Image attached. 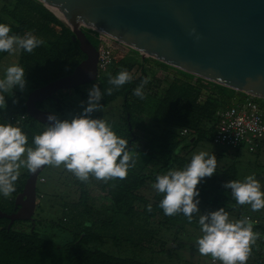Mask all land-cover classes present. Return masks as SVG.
Instances as JSON below:
<instances>
[{
    "label": "trees",
    "instance_id": "16d2710c",
    "mask_svg": "<svg viewBox=\"0 0 264 264\" xmlns=\"http://www.w3.org/2000/svg\"><path fill=\"white\" fill-rule=\"evenodd\" d=\"M55 13L65 22L61 14ZM0 23L11 27L10 34L32 32L45 41L32 53L19 52L18 64L26 71L25 79L30 90L72 73L86 58L79 43L73 40L72 30L38 0H0ZM84 31L94 44L91 34ZM8 54L0 52V62ZM151 61L157 63L159 70L151 71L147 67ZM137 65L139 74L132 72ZM170 68L152 58L140 61L127 55L102 73L97 81L90 83L87 89L80 86L65 91L69 96L75 92L80 102L84 103L94 84L105 92L113 87L108 83L110 75L116 76L124 70L132 75L131 82L114 88L111 95L105 94L100 103L103 105L102 111L107 112L103 119L119 137L128 140L129 151L136 159L135 167L129 170L126 179L107 183L95 178L84 183L67 170L63 176L60 173L65 186L77 196H71L72 193L54 196L61 205L63 215L53 223L69 232L71 239L58 244L42 236L36 229L38 222L45 221L42 219H35L33 228L30 221L17 220L10 225L8 218L0 217V264H154L114 255L104 248L112 243L118 247L131 245L141 251L155 247L157 252L165 253L164 239L167 235L173 234L175 241L188 232L189 227L200 229L198 216H194L189 223L182 213L171 217L165 215L159 207L162 195L157 194L150 185L155 183L157 175L183 169L191 160L189 153L193 145L206 137L213 140L217 111L231 105L243 94L183 71L179 72L182 76L167 81L166 72ZM149 77V83L144 86L145 98L140 99L133 91L144 78ZM27 97L28 94L21 90L13 89L12 95L6 94V108L0 109V124L12 123L19 127L28 136L29 146L34 147V136L43 132L47 125L27 113ZM54 101L60 113L68 109L59 96H55ZM38 106L45 109L44 103ZM95 113L91 114L93 118L97 117ZM60 119L69 118L63 116ZM184 128L189 130V135H180V130ZM133 136L135 138L131 142ZM215 156L217 171L198 184L201 213L218 206L217 209L224 207L229 214L235 213L238 219L250 216L248 212L243 214L244 206L237 205L231 190L223 186L229 180H237V168L234 164H220L221 156ZM148 167H151L150 170ZM29 172L27 168L20 170L15 191L10 197L0 194V209L3 212L17 211L15 199L24 190ZM41 178L45 176L40 174L38 182H42ZM91 184H96L103 196L110 199L109 204L97 206V200L90 192ZM150 189L152 196L143 194V190ZM37 194L38 199L42 197L38 187ZM149 204L152 205L151 211L147 210ZM251 221L253 231L261 233L262 238L253 246L247 264H264V219L258 220V223ZM23 224H27V229L20 227ZM176 244L173 243L174 246Z\"/></svg>",
    "mask_w": 264,
    "mask_h": 264
},
{
    "label": "water",
    "instance_id": "95a60500",
    "mask_svg": "<svg viewBox=\"0 0 264 264\" xmlns=\"http://www.w3.org/2000/svg\"><path fill=\"white\" fill-rule=\"evenodd\" d=\"M38 1L72 30L73 40L86 55L72 73L29 93L27 113L42 124L54 113L38 104L55 98L61 90H73L99 78L98 49L84 29L124 44L143 60L152 58L244 95L264 99V0ZM50 7L81 24H66ZM46 166L29 172L24 190L15 199L17 211L7 213L0 209V217L8 218L10 225L21 220L30 221L35 227L37 183Z\"/></svg>",
    "mask_w": 264,
    "mask_h": 264
},
{
    "label": "clouds",
    "instance_id": "9594fccd",
    "mask_svg": "<svg viewBox=\"0 0 264 264\" xmlns=\"http://www.w3.org/2000/svg\"><path fill=\"white\" fill-rule=\"evenodd\" d=\"M11 32L9 25L0 23V52L32 53L45 43L32 32L24 35ZM25 76L26 71L19 64H11L5 69L0 78V109L6 108V94L12 95L14 87L18 86L21 91L25 89ZM132 79V75L124 70L116 76H109L108 83L113 87L105 92L94 84L89 90L83 113L72 119H60L56 114H49L44 131L33 138L34 147L29 146L28 136L19 127L12 123L0 124V194L6 198L11 196L22 167L35 172L45 165L63 166L84 183H88L90 178L105 183L126 179L136 164L129 151L128 140L119 137L105 119L93 118L91 114L103 110L100 100L105 94L111 95L114 88L118 89ZM149 80L150 77L144 78L133 94L144 99V86ZM217 167L216 156L201 151L194 154L183 169L157 175L151 187L162 195L159 207L165 215L171 217L182 213L189 223L198 216L202 235L195 243L202 256H210L213 264L217 261L220 264H247L253 246L262 238L261 233L253 231L251 219L232 220L224 207L206 213H201L199 208L198 184L211 177ZM223 186L231 190L237 205H248L253 212L264 210V191L254 174L242 181L229 180ZM147 210H152L151 204Z\"/></svg>",
    "mask_w": 264,
    "mask_h": 264
},
{
    "label": "rangeland",
    "instance_id": "374dc122",
    "mask_svg": "<svg viewBox=\"0 0 264 264\" xmlns=\"http://www.w3.org/2000/svg\"><path fill=\"white\" fill-rule=\"evenodd\" d=\"M88 34H91V39L93 40L95 46L100 45V40L98 38L99 33L95 32L91 29H85ZM93 32V33H92ZM115 46H118L119 49L117 52L118 59L121 58L124 54L130 55L138 60H142V56L135 50L126 47L125 45H117L114 43ZM19 61V53L18 54H8L1 62H0V78L3 77L5 69L11 64H18ZM147 67L151 71L159 70L157 63L151 61L147 64ZM181 70L171 67L167 72V81L172 80L174 77L182 76L180 75ZM132 72H136L139 74L140 68L137 65ZM101 74L99 75L100 78ZM98 78V79H99ZM166 86V84H164ZM82 89H87L90 87V84H86L81 86ZM14 90H20V88L14 87ZM26 94L32 91L30 90V86L28 81H26V87L23 90ZM69 90H61L58 94L60 98H62L65 103L67 104L68 109L64 111V113H60L58 111L56 101L50 99L46 100L44 103V107L46 110H49L56 114L59 118H63V116L72 119L76 115H80L81 112L83 113V108L87 106V102H80L79 97L75 92L71 93L69 96ZM260 104L264 107V99H259ZM97 115V117H96ZM107 112L105 111H96L95 117L96 118H105ZM201 151L208 152L209 155H219L221 156L220 164H234L237 168V180H243L248 175H255L256 179L260 182L262 186V191H264V146L257 152H250L247 148H237L232 149L225 145H218L215 144L211 137H206L205 139L199 141L195 145L190 148L189 157H192L194 154H197ZM23 168V167H22ZM21 168V169H22ZM151 167H148L150 170ZM66 173V170L63 166L51 167L46 166L45 169L42 171V175L45 176L42 182L37 183L38 191L42 195L41 198L38 199V207L35 213L37 219H42L45 221L38 222L37 231L44 237L50 238L57 242L58 244L66 243L71 239V234L67 231L62 230L59 225H55L53 222H58L59 219L62 217L63 212L61 209V205L59 202L55 201L54 196H60L63 194L68 193L69 195L72 193L71 196H77L67 188L64 184V179L60 178ZM151 187V185H150ZM152 190H143V194L146 196H152L149 194ZM90 192L93 197L96 198V203L98 207H101L102 204H109L110 199L103 196L100 192L99 187L96 184H91ZM216 208H211L209 211L217 210ZM249 212L253 215L260 216L259 211L253 212L248 205H244L243 214ZM230 219L238 220L235 213L229 214ZM20 227H24L23 229H27V224H23ZM188 232L181 235L179 240H173V234L167 235L166 239V246L165 249L167 250L164 252H157L156 248L153 249H146L144 251L137 250L136 248L132 247L131 245H125L123 247H118L111 244L105 246V250L110 251L114 255L123 256V257H133L137 259H141L143 261H151L154 264H212V258L210 256L205 257L202 256L199 251L198 247L195 243L196 239L202 235L200 229L195 228H188ZM187 231V230H186ZM168 238V239H167ZM173 240V242H172ZM174 242H177L176 246L173 245ZM169 250H173L172 253Z\"/></svg>",
    "mask_w": 264,
    "mask_h": 264
},
{
    "label": "built area",
    "instance_id": "2783aa9c",
    "mask_svg": "<svg viewBox=\"0 0 264 264\" xmlns=\"http://www.w3.org/2000/svg\"><path fill=\"white\" fill-rule=\"evenodd\" d=\"M98 38L100 40V45L97 47L100 75L107 72L115 62L126 57L127 54L118 59L119 49L114 43L117 45L121 43L104 34H99ZM215 128L213 139L215 144L225 145L232 149L245 147L250 152H256L264 145V109L257 98L243 94L231 105L217 111ZM180 135H189V130L186 128L180 130ZM247 217L254 223H258L257 219Z\"/></svg>",
    "mask_w": 264,
    "mask_h": 264
},
{
    "label": "bare ground",
    "instance_id": "6f19581e",
    "mask_svg": "<svg viewBox=\"0 0 264 264\" xmlns=\"http://www.w3.org/2000/svg\"><path fill=\"white\" fill-rule=\"evenodd\" d=\"M50 8H51V7H50ZM51 9L54 10L55 12L61 14V15L64 17V19H65V23H66V24H68V25H72V24H81L80 22L74 20L73 18H71V17H69V16H67V15H65V14H63V13H61V12H59V11H57L56 9H54V8H51Z\"/></svg>",
    "mask_w": 264,
    "mask_h": 264
},
{
    "label": "crops",
    "instance_id": "0c3cea01",
    "mask_svg": "<svg viewBox=\"0 0 264 264\" xmlns=\"http://www.w3.org/2000/svg\"><path fill=\"white\" fill-rule=\"evenodd\" d=\"M259 215L260 216H258V217H256L255 215H253L252 213H247V214H249L250 216H252V217H254V218H257L258 220H262V219H264V210H259Z\"/></svg>",
    "mask_w": 264,
    "mask_h": 264
},
{
    "label": "flooded vegetation",
    "instance_id": "af4514ba",
    "mask_svg": "<svg viewBox=\"0 0 264 264\" xmlns=\"http://www.w3.org/2000/svg\"><path fill=\"white\" fill-rule=\"evenodd\" d=\"M59 92H60V91H59ZM59 92L55 94L56 97H58ZM50 99L55 100V98H50ZM47 100H48V99H47ZM43 103H45V101H44ZM42 109H44V108H42ZM35 219L38 220V219L36 218V216H35Z\"/></svg>",
    "mask_w": 264,
    "mask_h": 264
}]
</instances>
